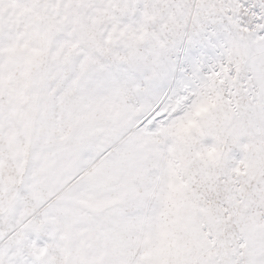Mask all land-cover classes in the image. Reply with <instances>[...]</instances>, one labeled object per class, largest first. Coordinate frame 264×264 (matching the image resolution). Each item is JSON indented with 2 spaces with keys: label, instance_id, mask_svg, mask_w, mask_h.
I'll return each instance as SVG.
<instances>
[{
  "label": "snow or ice",
  "instance_id": "1",
  "mask_svg": "<svg viewBox=\"0 0 264 264\" xmlns=\"http://www.w3.org/2000/svg\"><path fill=\"white\" fill-rule=\"evenodd\" d=\"M0 264H264V0H0Z\"/></svg>",
  "mask_w": 264,
  "mask_h": 264
}]
</instances>
